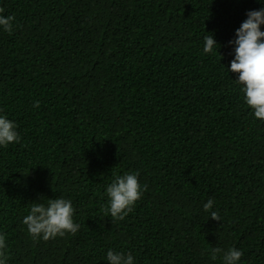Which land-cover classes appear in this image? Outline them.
Masks as SVG:
<instances>
[{"label": "trees", "instance_id": "obj_1", "mask_svg": "<svg viewBox=\"0 0 264 264\" xmlns=\"http://www.w3.org/2000/svg\"><path fill=\"white\" fill-rule=\"evenodd\" d=\"M261 3L0 0L15 17L0 31V112L21 137L0 148L9 264H107L109 249L135 264H220L212 247L264 264V122L225 68ZM209 34L220 54L203 53ZM127 172L146 190L113 220L106 187ZM59 197L80 229L33 241L31 203ZM209 198L220 220L203 211Z\"/></svg>", "mask_w": 264, "mask_h": 264}, {"label": "clouds", "instance_id": "obj_2", "mask_svg": "<svg viewBox=\"0 0 264 264\" xmlns=\"http://www.w3.org/2000/svg\"><path fill=\"white\" fill-rule=\"evenodd\" d=\"M259 3L260 0H258ZM264 4V3H261ZM2 11V10H0ZM246 19L235 32L234 40L229 44L234 48L228 73L237 74L233 79L242 94L245 105L251 110L254 120L264 122V7L246 13ZM14 16L0 14V31L11 34L14 30ZM214 35L203 38L204 54H214L219 49ZM221 56V55H220ZM38 106V105H37ZM17 124L0 112V148L20 143L21 137ZM146 188L139 182L138 172L115 175L107 185L105 196L107 205L105 214L113 220L123 221L142 198ZM215 201L209 198L203 204V211L212 220H220L219 212L214 210ZM75 209L70 199L59 197L47 199V203L33 202L24 216L22 224L33 241L45 242L66 234H76L80 225L73 219ZM6 235L0 231V264H9ZM211 260H220V264H241L243 252L237 248L226 251L212 247L209 251ZM107 264H135L132 253H123L109 249L104 257Z\"/></svg>", "mask_w": 264, "mask_h": 264}]
</instances>
